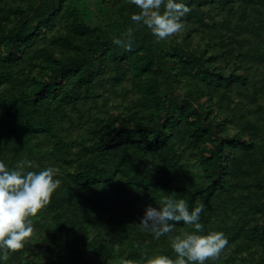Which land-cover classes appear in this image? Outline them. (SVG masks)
Returning a JSON list of instances; mask_svg holds the SVG:
<instances>
[{
  "label": "trees",
  "instance_id": "1",
  "mask_svg": "<svg viewBox=\"0 0 264 264\" xmlns=\"http://www.w3.org/2000/svg\"><path fill=\"white\" fill-rule=\"evenodd\" d=\"M185 2L158 39L132 0H0V160L58 176L0 264H145L194 230L228 240L205 264H264V0ZM165 196L203 228H143Z\"/></svg>",
  "mask_w": 264,
  "mask_h": 264
},
{
  "label": "clouds",
  "instance_id": "2",
  "mask_svg": "<svg viewBox=\"0 0 264 264\" xmlns=\"http://www.w3.org/2000/svg\"><path fill=\"white\" fill-rule=\"evenodd\" d=\"M132 3L139 11L133 12L131 19L147 26L158 39L181 30L182 17L190 11L185 0H132ZM114 42L128 48L132 46L130 38L128 42L119 38ZM55 168L52 162L37 164L32 160L20 161L17 167L9 168L0 160V250L5 255L8 250L22 248L25 239L31 236L33 226L29 217L37 213L58 182ZM158 205H147L140 220V225L150 229L156 238L172 232L176 221H184L197 230L203 228L200 223L202 204L190 209L183 198L165 196ZM227 243L222 231H186L171 240L175 257L154 254L145 264H205L209 259L218 258Z\"/></svg>",
  "mask_w": 264,
  "mask_h": 264
}]
</instances>
